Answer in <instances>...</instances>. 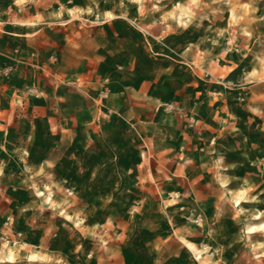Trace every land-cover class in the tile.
Returning a JSON list of instances; mask_svg holds the SVG:
<instances>
[{"label":"rangeland","instance_id":"1","mask_svg":"<svg viewBox=\"0 0 264 264\" xmlns=\"http://www.w3.org/2000/svg\"><path fill=\"white\" fill-rule=\"evenodd\" d=\"M263 224L264 0H0V264H264Z\"/></svg>","mask_w":264,"mask_h":264},{"label":"crops","instance_id":"2","mask_svg":"<svg viewBox=\"0 0 264 264\" xmlns=\"http://www.w3.org/2000/svg\"><path fill=\"white\" fill-rule=\"evenodd\" d=\"M233 146H234V144H233ZM242 146H243V149H245V146H248L247 148H249V144H246V143H242ZM236 151H238V150H236Z\"/></svg>","mask_w":264,"mask_h":264},{"label":"bare ground","instance_id":"3","mask_svg":"<svg viewBox=\"0 0 264 264\" xmlns=\"http://www.w3.org/2000/svg\"><path fill=\"white\" fill-rule=\"evenodd\" d=\"M256 216L258 217V216H259V214L257 213V214H256ZM263 225H264V224H263Z\"/></svg>","mask_w":264,"mask_h":264}]
</instances>
